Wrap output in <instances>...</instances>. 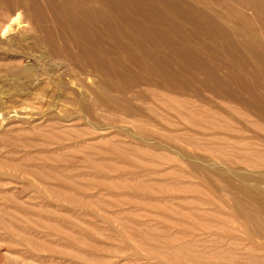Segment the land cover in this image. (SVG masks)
Here are the masks:
<instances>
[{"label": "rangeland", "instance_id": "1", "mask_svg": "<svg viewBox=\"0 0 264 264\" xmlns=\"http://www.w3.org/2000/svg\"><path fill=\"white\" fill-rule=\"evenodd\" d=\"M2 33L0 264H264V51L197 52L149 122Z\"/></svg>", "mask_w": 264, "mask_h": 264}, {"label": "bare ground", "instance_id": "2", "mask_svg": "<svg viewBox=\"0 0 264 264\" xmlns=\"http://www.w3.org/2000/svg\"><path fill=\"white\" fill-rule=\"evenodd\" d=\"M263 13L264 0H0V31L26 33L12 52L58 60L57 78L96 75L97 89L84 82L94 105L150 120L134 101L181 94L197 52L264 51Z\"/></svg>", "mask_w": 264, "mask_h": 264}, {"label": "built area", "instance_id": "3", "mask_svg": "<svg viewBox=\"0 0 264 264\" xmlns=\"http://www.w3.org/2000/svg\"><path fill=\"white\" fill-rule=\"evenodd\" d=\"M1 256V255H0Z\"/></svg>", "mask_w": 264, "mask_h": 264}]
</instances>
